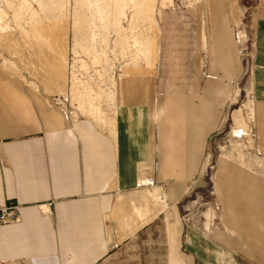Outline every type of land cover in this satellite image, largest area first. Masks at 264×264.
Returning a JSON list of instances; mask_svg holds the SVG:
<instances>
[{
  "label": "crops",
  "instance_id": "obj_1",
  "mask_svg": "<svg viewBox=\"0 0 264 264\" xmlns=\"http://www.w3.org/2000/svg\"><path fill=\"white\" fill-rule=\"evenodd\" d=\"M254 26L252 140L218 167L222 186L256 220L237 227L250 234L243 248L227 231L219 240L202 237L179 217L222 126L227 85L218 75L233 73L237 40L228 24H217L206 34L208 51L202 34L193 36L201 44L187 67L191 78L165 84L159 74L183 72L178 64L120 74L106 123L42 110L19 87L17 97H0L2 126L14 114L18 122L32 113L53 122L0 134V204L16 202L21 213L0 226V264H222L220 251L237 247L251 264H264V10Z\"/></svg>",
  "mask_w": 264,
  "mask_h": 264
},
{
  "label": "rangeland",
  "instance_id": "obj_2",
  "mask_svg": "<svg viewBox=\"0 0 264 264\" xmlns=\"http://www.w3.org/2000/svg\"><path fill=\"white\" fill-rule=\"evenodd\" d=\"M262 10L264 0H0V97H17L19 87L25 97L39 98L42 110L59 116L71 111L73 119L85 115L106 123L120 74L178 64L183 72L159 74L165 84L191 78L187 67L201 44L193 36L202 34L201 48L208 51L206 34L217 24H228L237 51L229 61L233 73L218 75L227 85L222 126L180 204L179 217L186 226L199 228L202 237L219 240L227 231L242 247L250 234L237 227L252 226V209L222 186L218 167L226 152H241V144L247 150L252 140L254 25ZM61 97L68 102L61 104ZM7 109L15 113L16 107ZM44 120L32 113L18 122L14 114L0 125V134L53 125ZM220 252L222 264H251L238 247Z\"/></svg>",
  "mask_w": 264,
  "mask_h": 264
},
{
  "label": "built area",
  "instance_id": "obj_3",
  "mask_svg": "<svg viewBox=\"0 0 264 264\" xmlns=\"http://www.w3.org/2000/svg\"><path fill=\"white\" fill-rule=\"evenodd\" d=\"M68 97H61V104H66L68 102ZM69 120H73L71 111L65 113ZM20 205L16 202L10 201L8 203L0 204V226L7 225L11 223H16L20 221Z\"/></svg>",
  "mask_w": 264,
  "mask_h": 264
}]
</instances>
